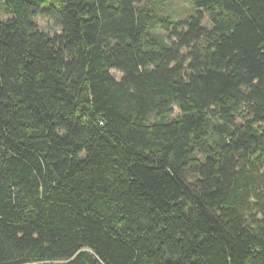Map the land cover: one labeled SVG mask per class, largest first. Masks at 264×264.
Here are the masks:
<instances>
[{"label":"trees","instance_id":"obj_1","mask_svg":"<svg viewBox=\"0 0 264 264\" xmlns=\"http://www.w3.org/2000/svg\"><path fill=\"white\" fill-rule=\"evenodd\" d=\"M189 1L0 0V264H264V0Z\"/></svg>","mask_w":264,"mask_h":264},{"label":"rangeland","instance_id":"obj_2","mask_svg":"<svg viewBox=\"0 0 264 264\" xmlns=\"http://www.w3.org/2000/svg\"><path fill=\"white\" fill-rule=\"evenodd\" d=\"M173 2V7L181 12V10L184 12V11H187L188 9V6H189V0H172ZM39 25H40V28L46 32H49V33H53L54 31H56L57 33H59L57 31V28L52 24L51 20L50 19H45V20H42V19H39ZM115 76H120L118 74V72H113Z\"/></svg>","mask_w":264,"mask_h":264}]
</instances>
